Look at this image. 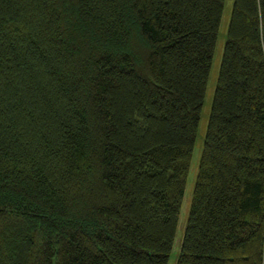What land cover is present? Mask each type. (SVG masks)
Instances as JSON below:
<instances>
[{
	"label": "trees",
	"instance_id": "16d2710c",
	"mask_svg": "<svg viewBox=\"0 0 264 264\" xmlns=\"http://www.w3.org/2000/svg\"><path fill=\"white\" fill-rule=\"evenodd\" d=\"M225 0H0V264H167ZM176 264H264V0H232Z\"/></svg>",
	"mask_w": 264,
	"mask_h": 264
},
{
	"label": "rangeland",
	"instance_id": "374dc122",
	"mask_svg": "<svg viewBox=\"0 0 264 264\" xmlns=\"http://www.w3.org/2000/svg\"><path fill=\"white\" fill-rule=\"evenodd\" d=\"M231 6H232V0H225L222 17H221V21H220V25L218 29V35H217V41H216V45L214 49L213 60H212L209 78L207 82L204 103L202 106L199 127L197 130L196 142L194 145V149H193V153H192V157L190 161V167L188 170L184 197L182 200L180 213L178 217V226L176 230V236L174 238V242L172 245V251H171L167 264H176L177 256H178L180 246H181V239L183 236V231H184L186 220H187V215H188L189 206H190L191 197H192V191H193V187L195 184L199 160H200V156L202 152L203 138H204L205 131H206L207 119H208V115H209V111L211 107L215 83L217 80L219 67H220L222 54H223V48H224V44L226 40V31H227V26L229 22Z\"/></svg>",
	"mask_w": 264,
	"mask_h": 264
}]
</instances>
